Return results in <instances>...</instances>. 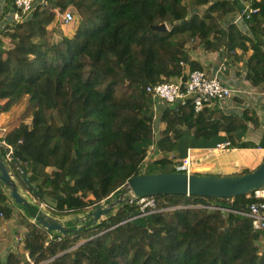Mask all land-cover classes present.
<instances>
[{"label": "trees", "instance_id": "obj_1", "mask_svg": "<svg viewBox=\"0 0 264 264\" xmlns=\"http://www.w3.org/2000/svg\"><path fill=\"white\" fill-rule=\"evenodd\" d=\"M252 4L258 11L248 21L251 35L234 23L225 26L240 7L237 0H50L6 31L10 45L4 47L0 38V114L25 96L35 106L31 123L4 136L29 163L27 189L39 200H53L46 202L58 214L77 216L118 197L132 176L177 171L167 156L146 165L155 139L156 154L178 151L188 134L208 142L225 132L230 147L255 146L242 140L254 113L196 112L190 99L163 109L165 127L156 137L147 92L148 85L185 80L187 65L203 69L192 59L198 48L222 49L228 58L244 60L247 80L264 89V0ZM57 7L62 13L73 9L78 17L74 32L59 40L49 28ZM161 23L168 29L153 28ZM257 146L264 147V135ZM250 193L159 195L163 210L143 216L136 202L124 201L101 223L68 220L70 233L48 245V231L28 221L23 250L11 252L8 264H21L26 251L43 264H264V231H254L250 218L198 207L247 210L260 201ZM10 201L0 184V216L7 219L14 214ZM16 206L26 218L37 212V206ZM81 237L87 241L79 244Z\"/></svg>", "mask_w": 264, "mask_h": 264}, {"label": "built area", "instance_id": "obj_2", "mask_svg": "<svg viewBox=\"0 0 264 264\" xmlns=\"http://www.w3.org/2000/svg\"><path fill=\"white\" fill-rule=\"evenodd\" d=\"M237 1L240 7L237 11L229 14L225 26L227 23H234L238 25L245 34L251 35L252 29L249 27L248 21L252 18V15L258 11V8L253 6V0ZM46 5L47 0H0V38L4 41L6 38L4 34L6 31H9L11 27L17 24L28 20L37 9L43 8ZM57 15L62 19V23H70L75 20V15L71 11L63 13L57 11ZM224 54L223 60L213 74H208L202 69L188 70L187 78L185 80L180 77L176 80L159 82L147 86V92L153 101V131L156 137L160 131V125L162 123L160 122V114L166 106L173 104L177 106L178 103L190 99L194 105L195 111L201 112L205 108L210 109L213 105L219 104L222 101L241 93V88L231 86L226 83L221 76V73L227 69L228 56L225 52ZM156 143L157 139H155L150 145L147 158L152 159L158 155L155 153ZM228 146H230V142L224 141L217 143L215 148L225 149ZM258 149L264 155V147L258 146ZM0 151L5 163L13 172L14 178L19 185L20 190H22V192L27 196L29 190H26V194V192L23 191L22 186L20 187L21 183L19 182H23L28 187L25 179H30L29 176L31 172L29 163L16 156L15 147L8 143L3 136H0ZM176 169L177 171L186 172L188 174L195 173V169L192 165V159L188 154L181 160L177 159ZM249 195L260 201L252 203L247 210H234L219 207L217 205H199L198 207H207L209 209H220L225 212L240 213L250 218L254 231H264V187L252 190ZM133 202L138 204L140 216L163 210L159 208L155 196L141 197ZM34 203L38 207L36 214L39 213L40 210H43L49 215H55L58 217L64 216L58 214L56 208L46 201L39 200L37 202V200H35ZM1 216L3 215L1 214ZM32 222L37 224L35 218L32 219ZM63 236L64 235L61 232L48 231V240L46 241V245H48L52 240H61ZM27 261L34 264V262L30 260L29 256L27 257ZM0 264H3L1 257Z\"/></svg>", "mask_w": 264, "mask_h": 264}, {"label": "crops", "instance_id": "obj_3", "mask_svg": "<svg viewBox=\"0 0 264 264\" xmlns=\"http://www.w3.org/2000/svg\"><path fill=\"white\" fill-rule=\"evenodd\" d=\"M50 2V0H47ZM58 8V7H57ZM72 9V7H70ZM73 10V9H72ZM69 24H62L66 26ZM65 29V28H64ZM65 35L70 33V30H64ZM224 51L204 53V52H192V59L198 60L202 64V70H205L208 74H213L219 67L221 61L224 58ZM190 70L189 66H186V71ZM247 66L244 60H236L234 57H229L227 61V69L221 73L224 81L231 86H236L242 89L241 93L235 95L229 99L222 101L219 104H215L210 108V111H217L225 114H243L245 111L254 113V121L248 123V130L242 133V140L256 144L252 147H230L225 149H216L215 146L219 142L229 141L225 132L220 133V137L205 142L203 139L196 140L193 135H185L181 140V148L175 153L179 159L187 156L192 159V165L195 169V173H210L216 175H237L244 169H255L264 158V155L259 151L258 146L264 135V89L261 85L255 86L249 80H247ZM164 122L160 127H164ZM0 131V136H2ZM160 154V153H158ZM181 157V158H180ZM20 187L23 182H19ZM24 184V183H23ZM2 188L9 192V189L1 185ZM23 188V186H22ZM27 188H23L26 192ZM27 194V192H26ZM29 199V194L27 195ZM34 203L36 199L33 196ZM10 206L13 208L14 215L17 213H25L23 209L16 206L15 202L10 201ZM75 216V215H73ZM64 217V218H63ZM65 221L72 219L63 216ZM30 220L33 219L31 215H28ZM4 222L7 224L8 219L0 216V225L4 226ZM7 240L3 235L0 236L1 242ZM264 241V236L261 238ZM7 242V241H5ZM8 245H4L0 248V257L3 264H8V257L11 252L16 253V248L12 243L8 242ZM22 261V260H21ZM24 263V262H22Z\"/></svg>", "mask_w": 264, "mask_h": 264}, {"label": "water", "instance_id": "obj_4", "mask_svg": "<svg viewBox=\"0 0 264 264\" xmlns=\"http://www.w3.org/2000/svg\"><path fill=\"white\" fill-rule=\"evenodd\" d=\"M157 30H167L166 23L153 26ZM175 108L176 105H170ZM0 181L9 189L11 199L22 207L31 208L36 206L20 190L14 174L10 167L5 163L0 151ZM25 182L31 186L30 179ZM264 187V158L263 161L252 171L243 175H201L198 173L188 174L182 171L141 173L132 176L123 184L122 191L115 199L112 195L108 197L110 201H104L85 212L82 217H78L80 222L89 224L101 223L105 218L113 213L115 208L124 201L133 202L134 200L159 195H197L209 198H229L233 196L250 193L252 190ZM38 209V207H37ZM36 219L37 225L47 231L61 232L63 235L70 233V227L62 217L49 215L43 210L31 215ZM78 225V224H77ZM82 229L78 226L75 231ZM92 239V238H91Z\"/></svg>", "mask_w": 264, "mask_h": 264}, {"label": "rangeland", "instance_id": "obj_5", "mask_svg": "<svg viewBox=\"0 0 264 264\" xmlns=\"http://www.w3.org/2000/svg\"><path fill=\"white\" fill-rule=\"evenodd\" d=\"M47 3H48V1H47ZM54 11L57 14V11H59V8H55ZM71 11H73V10H71ZM73 14L75 15V20L70 22V23H62V19L58 15H56V20L49 26L50 29L56 30V33H57L56 34V36H57L56 40H59L61 38L62 34L65 35L64 30H66V31L70 30L69 34H71L76 29V25L78 23V17L76 15L75 11H73ZM62 24H69V25H66L63 27ZM9 40H10L9 37H6L4 39V47L10 45ZM193 51L194 52H204V50H202V48H198V49H195ZM204 53H206V52H204ZM3 102L4 101L2 100L1 104ZM34 109H35V106L30 103L29 97L25 96L20 102H18L16 105H14L10 111L5 112V113H1L0 114V131L3 132L2 136L4 137L7 133H9L11 130H13L17 126H19V124L22 122L31 123V120L33 117L32 112ZM164 127H162V128L160 127V130L164 129ZM147 156H148V154H147ZM163 156H167L175 162L177 161V159L181 160L178 158V155L175 152L170 153V154L160 153L155 158H152V159L147 158L145 163L148 164L149 162H152L155 159H160ZM52 170H54L53 167H47L46 168L47 172H51ZM0 184L3 185L2 182H0ZM22 186H23V188H25V184L22 183ZM28 194H29V199L33 200L34 199L33 193L29 190ZM113 199H115V198H113ZM45 200L48 201L49 203L55 204L54 201L51 200L50 198L49 199L46 198ZM38 201H39V199H37V202ZM92 208L93 207L88 208V211L92 210ZM63 215L65 217L68 216V218L71 217L72 219H74L75 217L81 218L83 214H79L77 216L76 215L73 216V214H63ZM5 219H7V218H5ZM8 220H9V222L7 224L4 222V226L0 225V236L3 235V237L5 236L7 239V240H5L7 242H5V241L1 242L0 248H2L4 245H8L9 244L8 242H10L15 247H17L16 253L21 254L20 252H22V250H23L22 249V247H23V244H22L23 243V236H24V233L26 232V230L28 229V226H27L28 223L27 222L28 221L32 222V220H30L29 218H26L24 216V214L20 213V212L17 213V215L13 214L12 218H9ZM23 220H25V221H23ZM85 241H87V240H85L83 237H81L79 244H81ZM259 244L261 245V250H264V241L260 240ZM28 256L30 257V260L32 262H34V264H43L46 262V261H41V262L35 261V259L32 256H30L29 252L26 251L22 255L19 256V260H22L21 264H22V262H24V264H31L27 261Z\"/></svg>", "mask_w": 264, "mask_h": 264}]
</instances>
